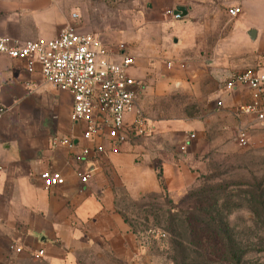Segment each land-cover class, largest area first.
<instances>
[{"label": "crops", "instance_id": "0c3cea01", "mask_svg": "<svg viewBox=\"0 0 264 264\" xmlns=\"http://www.w3.org/2000/svg\"><path fill=\"white\" fill-rule=\"evenodd\" d=\"M179 1L140 0L148 12L188 7L186 17H174L179 22L174 49L160 36L147 38L143 47L144 36L154 37L153 21L130 38L100 37L114 49L123 47L119 56L134 59L127 73L140 83V93L126 122L139 113L147 127L144 137H132L117 150L108 139L97 138L89 144L101 150L81 156L88 143L80 140L81 128L71 119L72 94L47 83L39 65L30 72L25 61L0 54V264H92L90 256L149 264L146 245L117 210L115 188H124L133 200L160 193L161 171L173 197L199 181L205 161L197 156L208 137L227 140L235 129L264 124L237 111L251 100L248 87L229 91L225 86L237 72L264 73V0ZM91 6L92 0H0V36L52 39L68 25L93 33ZM233 7L241 8L236 16L229 14ZM154 21L162 27L169 22ZM174 56L190 61L166 62ZM182 93L195 97L200 117L168 116L150 104ZM55 137L74 138L77 147H54ZM46 170L60 171L65 184L46 188L40 177ZM79 172L88 176L86 183ZM39 249L45 255L37 260L32 254Z\"/></svg>", "mask_w": 264, "mask_h": 264}, {"label": "rangeland", "instance_id": "374dc122", "mask_svg": "<svg viewBox=\"0 0 264 264\" xmlns=\"http://www.w3.org/2000/svg\"><path fill=\"white\" fill-rule=\"evenodd\" d=\"M196 1L200 0H190L192 4ZM210 1L211 3H218L221 0ZM187 2L189 0L179 1V3ZM174 10L175 6L172 5L148 12L146 3L143 2L141 4L140 0H92V6L89 11L91 18L89 24L93 25V33L99 37L117 34L125 39L131 37L129 33L145 30L150 23L149 21H153L155 28L149 30L154 32V37L144 36L143 38L145 39L142 45L143 43L146 44L147 38L156 40L155 37L159 38L160 36V40L166 37L168 48L174 49V46H172L174 44L173 41L179 39V22L174 21ZM154 20L169 22H165V27H162ZM132 36H135V33ZM143 47L141 50H143ZM172 61L186 64L190 61V58L180 60L174 56L173 60H166L167 63ZM153 103L159 106V109L164 110L168 116L197 118L202 115L201 108L195 97L187 93L173 95L164 100L156 99L151 101L150 104ZM247 128L250 135L247 145L238 143L236 129L235 133L231 134V137L227 140H213L211 136L207 138L205 141L207 147L204 153L197 156V158L205 161L199 181L191 189L173 197L170 196L174 208L171 207L172 204L167 199L161 197L145 198L139 202L141 205L134 209H131L132 204H130L128 207L129 212L126 213L128 218L135 224L137 233L146 245V251L149 254L147 263L175 264L173 263V254L171 249H169L168 243L170 237V232L167 229V226L170 225L169 212L174 210H194L203 194H198L196 197L191 198L189 193L192 191L196 192L203 185L210 186L216 183H225L229 186L227 189L228 194H237L231 197L232 202L235 204L229 208L227 205V208H220L224 233L234 235L233 237L238 243L246 244L253 241L259 245L263 240L264 210L256 208V214L262 216L257 219L255 214L251 212L253 201L249 192L256 191L258 194L259 191L256 187L261 184L260 190L263 191L264 196V124ZM209 195H212L209 198L211 203L215 201L218 204H220V201L222 203V197L216 193ZM225 199L229 200L230 196L226 194ZM145 201L146 204L143 205L142 203ZM180 216V214L173 216L176 218L174 224L181 225L182 218ZM255 219L256 222H253L252 220ZM160 232L164 233L165 236H159ZM204 240L210 241L201 247L206 250L205 258L221 262L223 251L227 247L226 242L222 241L221 237H218L216 231L208 232ZM248 257L257 260L256 264H264V252L254 251L248 254ZM89 259L92 264H111L108 261H96L95 256H90Z\"/></svg>", "mask_w": 264, "mask_h": 264}, {"label": "built area", "instance_id": "2783aa9c", "mask_svg": "<svg viewBox=\"0 0 264 264\" xmlns=\"http://www.w3.org/2000/svg\"><path fill=\"white\" fill-rule=\"evenodd\" d=\"M240 12V7L229 9L231 16ZM121 50L123 47L114 49L96 34L77 32L73 25L64 27L52 39L39 37L20 41L0 36V54L25 61L30 72L39 65L47 83L72 94L71 119L81 128L80 140L88 143L81 148V156L86 157L101 150V147L89 144L94 139H108L117 150L132 137L147 134L144 118L139 113L132 123L126 122L127 113L136 107L140 83L127 73V69L134 65V59L129 55L119 56ZM225 86L229 91L238 86L248 87L251 100L240 105L237 111L252 114L258 122L264 123V73L243 70L233 74ZM2 112L3 109H0ZM193 137L195 135L192 133L190 138ZM236 139L240 145H247L250 140L248 128H239ZM52 145L70 149L77 147L74 138L66 137L53 138ZM185 149L186 145H183L182 150ZM78 174L82 183H86L88 176L82 172ZM40 177L46 188L61 186L66 182L60 171L46 170ZM159 236L165 234L160 232ZM21 250L16 248L17 252ZM32 255L39 260L45 255V250L39 249Z\"/></svg>", "mask_w": 264, "mask_h": 264}, {"label": "trees", "instance_id": "16d2710c", "mask_svg": "<svg viewBox=\"0 0 264 264\" xmlns=\"http://www.w3.org/2000/svg\"><path fill=\"white\" fill-rule=\"evenodd\" d=\"M159 178L161 181V185L163 186V191L160 193H149L138 200L131 199L126 190L124 188H115L116 194V207L119 212H121L126 221H128L134 229V232L137 233L135 224L128 218L127 213L129 212L128 207L132 204V208H137L141 205L139 202L144 200L145 198H164L167 199L169 203L172 204L171 207L174 208V204L172 199L170 198L169 193L166 191L164 187V183L162 180V173L159 171ZM228 185L225 183H216L213 185H203L196 192L192 191L189 193L191 198L196 197L198 194L201 195L202 198L198 200L196 208L194 210L188 211H170L168 219L170 220V225L167 226L168 231L170 232L169 237V249H171V253L173 254V263L175 264H256L257 260H253L248 257V254L254 251L264 252V238L260 242V244H255L253 241L244 243H238L234 235H227L224 233V228L222 227V220L220 217V208H228L233 204L231 197L237 195L235 193L228 194L227 189ZM259 191L257 194L256 191H250V195L252 196L253 207L251 208V212L255 214V217L258 219L262 216L256 214V208L260 210H264V196L263 191L260 190L261 184L256 187ZM212 193H216L220 197H222V203L218 204L217 201L211 203L209 198ZM230 196V199H225V195ZM146 204V201L142 203ZM227 205V206H226ZM172 208V209H173ZM128 209V210H127ZM178 212V213H177ZM181 215L182 218L181 225L174 224L176 218L173 216ZM173 217V218H172ZM256 222L255 220H252ZM217 233L218 237H221V240L225 241L227 244L226 249L223 251V258H221V262L211 261L208 258H205L206 250H203L201 247L204 244L209 243L210 241L204 240L205 236L208 232ZM138 234V233H137ZM139 239L141 240L140 235L138 234ZM210 239V238H209ZM109 263L120 264L118 260L113 257L108 258Z\"/></svg>", "mask_w": 264, "mask_h": 264}, {"label": "water", "instance_id": "95a60500", "mask_svg": "<svg viewBox=\"0 0 264 264\" xmlns=\"http://www.w3.org/2000/svg\"><path fill=\"white\" fill-rule=\"evenodd\" d=\"M188 14V7L183 5H177L174 10V17L176 19H181L186 17ZM177 42V40H175ZM137 140L144 141L142 138H138Z\"/></svg>", "mask_w": 264, "mask_h": 264}]
</instances>
